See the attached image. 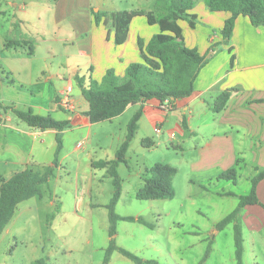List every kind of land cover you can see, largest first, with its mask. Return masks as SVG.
<instances>
[{
	"label": "rangeland",
	"instance_id": "rangeland-1",
	"mask_svg": "<svg viewBox=\"0 0 264 264\" xmlns=\"http://www.w3.org/2000/svg\"><path fill=\"white\" fill-rule=\"evenodd\" d=\"M21 1L26 3L22 34L19 37L8 33L6 38L27 40L31 53L22 51V57L17 59L9 58V53H6V58H0V67L13 74H8V77L0 73L4 83L0 85V113H7L12 124L27 128L8 107L23 111L31 108L35 114L49 115L62 121L66 119L64 111L73 108L72 100L86 104L76 79H72L73 91L67 97L68 103L61 104L62 110L56 109L53 99L59 96L73 68L85 73L83 63L88 57L79 52L86 44L84 32L87 35L91 32L87 31V0ZM154 1L90 0L94 12L105 10L108 15L124 9H151ZM64 14H71L77 21L63 17ZM143 18L140 17L141 20ZM200 22H197L199 29L204 30L207 25ZM5 27L6 23L0 17V35L5 33ZM139 31L141 34L144 32L142 27ZM211 46L209 48H214V53L222 49L221 46ZM84 77V83H87L89 79ZM7 78H11L14 84ZM137 110V106H130L118 117L91 124L89 128L72 125L61 133V148L57 154L53 134H39L32 140L13 134L23 150L31 151L30 168L42 171L55 157L60 166L55 170V177L40 186L41 198L35 196L18 204L0 235V264H36L40 260L39 264H102L110 241L138 257L140 263L114 250L107 264H237L234 256L235 222L223 229L216 226L237 207L238 197L249 193L251 182L248 178L257 173L250 162L252 154L246 148L247 144H239L237 151L238 154L243 153L245 165L244 162L239 165L236 185L217 179L212 170L207 175L210 180L203 182L207 190H203L190 183V180L203 178L192 173L188 163L190 159L196 162L199 157L192 142L194 138L175 132V137L169 139L167 130L177 122L172 115L166 124L157 126L159 132H153L151 127L141 123L126 152L127 163L116 168L121 180V196L114 208L115 214L139 217L146 225L137 221H117L115 234L109 236L110 223L105 206L113 193L111 177L106 168H91L90 162L115 158L127 134V125ZM213 116H217L215 112L206 111L202 119L207 125L197 131V136H208L218 131ZM200 121L195 117L193 125ZM146 138L158 144L142 145ZM8 155L0 152V157ZM156 163L177 169L172 180L174 197L136 199L135 193L143 184L142 173ZM82 189L85 192L81 196ZM222 192L237 196L217 194ZM242 213L238 219L243 239L242 264H264V243L250 240L251 232L245 228ZM262 233L264 238V230Z\"/></svg>",
	"mask_w": 264,
	"mask_h": 264
},
{
	"label": "crops",
	"instance_id": "crops-1",
	"mask_svg": "<svg viewBox=\"0 0 264 264\" xmlns=\"http://www.w3.org/2000/svg\"><path fill=\"white\" fill-rule=\"evenodd\" d=\"M86 2V5H88L87 11L89 10L86 15L87 31L89 30L91 33L87 35L84 32L86 44L79 52L82 56L88 57L83 63L85 73H82L81 69L77 67L73 68L65 86L60 89L59 96H54L53 100L56 109H60L58 105L62 107L61 104L67 99V96L64 95L65 88L69 86L71 88L70 94L72 93V79L75 80L77 76L84 79V76H86L88 79L91 76L99 81L108 68H113L116 74L122 75L130 62L140 61L136 45L137 37L148 41L158 31L157 26H147L144 18V22H142L143 20L140 17H135L130 23L127 41L122 45L115 46L112 31L110 30L107 33V29L102 23L95 24L92 4L90 0ZM154 4L155 1L152 8L147 10L138 8L124 10L151 11L154 8ZM25 7L26 3L21 0H0V17L6 23L5 33L0 35V58L2 59L7 57L6 53H9V58L14 59L22 57L20 53H31L30 49H25L23 48L24 46H6V34L12 32V25L18 22L20 29H22V23L26 22ZM98 10L107 13L105 10L100 9H97L96 12ZM17 12L20 13L19 16ZM191 12L196 14L197 22L201 21L200 23L207 26L206 28L204 27V30H200L199 23H196L195 28L191 29L185 22H179L185 45L189 48H196L201 55L206 54L208 58L194 81L192 94L189 97L175 101L168 110L162 109L161 106L165 103L161 104L156 99H150L130 106H137L138 110L141 109L142 112L137 122L136 131L140 129V125L143 122L144 125L151 127L154 132L157 126L166 124L168 117L171 115L177 119L174 127L167 130L170 134L169 139L175 137V132H179L183 136L191 135L192 139L194 138L192 142L195 144V150L198 151L199 157L196 162L190 159L188 163L192 173H198L203 178L200 181L190 180V183L207 190L203 182L210 180L207 175L212 170H214V175L217 178L222 172L235 169L238 178L240 163L244 162L243 164L245 165L243 153L238 154L237 151L239 144H247L246 148L252 154L250 162L255 172L258 173L259 170L264 168V27L253 26L248 17L238 16L234 21L230 39L227 43H224L220 30L229 16L228 13L209 12L200 0L196 1V5ZM39 14L38 12V16ZM63 17H70L72 21H77L74 16L71 17V14H64ZM140 27L144 31L142 34L139 31ZM185 27H187V30ZM79 32L81 34V31ZM210 45H212L211 47L214 45L216 47L221 46L222 49L214 53L210 50ZM9 71L6 73L0 67L2 76L4 74L8 77V74L11 76L12 73ZM7 80L12 85L14 84L11 78H7ZM75 83L78 86L77 82ZM3 84L2 79H0V85ZM85 84H88V81ZM224 91L229 93V98L224 108L216 113L217 116L212 117L213 123L219 128L218 131L208 136H197V131L199 132L203 126L207 125L202 117L206 115V111H212L211 107L215 99ZM57 100H59V103L56 102ZM72 102H74L73 108H67L64 111L66 113L65 120H70L72 125L77 128H89L91 124L84 115V112L88 109V104L85 100V105L81 100H72ZM6 114L2 115L0 113V152H7L9 155L0 157V177L9 179L32 164L31 151L22 149V146L17 143L18 140L13 137L14 133L30 140L39 134H53L56 140L58 132L52 129L41 131L29 126L25 128L19 124H12V120ZM195 117H198L201 121L194 126L193 119ZM24 142H27V140ZM152 143L153 146L158 144ZM56 146L57 144H55V148ZM92 163L93 161L90 162L91 168H93ZM251 178L248 179L251 180ZM84 192L85 189H82L81 196ZM225 193L229 192L217 194L227 196ZM256 195L260 204L264 205V178L256 186ZM79 200L81 202L82 198ZM241 211H243L242 220L245 228L251 232L250 240L264 243V238L262 237L264 208L260 205H251L245 206ZM253 264L258 263L254 262Z\"/></svg>",
	"mask_w": 264,
	"mask_h": 264
},
{
	"label": "trees",
	"instance_id": "trees-1",
	"mask_svg": "<svg viewBox=\"0 0 264 264\" xmlns=\"http://www.w3.org/2000/svg\"><path fill=\"white\" fill-rule=\"evenodd\" d=\"M197 0H155L151 11L132 10L117 11L110 15L104 12H93L96 25L102 23L113 33L115 46L122 45L127 41L130 23L135 17H144L148 26H157L158 31L148 41L137 37L136 45L140 61L130 62L122 75L116 74L113 68H108L102 78L97 81L91 76L88 84L83 77H76L83 99L88 104L84 115L90 124L111 120L121 115L128 106L143 103L150 99H156L161 104L168 102L173 105L175 101L189 97L194 90V81L202 67L207 62V55H201L196 48L185 45L182 28L179 22H185L193 29L197 23L194 9ZM209 12L228 13L220 34L224 43L230 39L234 21L238 16H246L253 26L264 27V0H202ZM104 18V19H102ZM12 33L22 34L20 24L12 25ZM7 47H29L27 40L6 38ZM30 49V47H29ZM211 50V48H210ZM31 51V49H30ZM214 52V48L211 50ZM231 51V49H229ZM229 93L224 91L214 101L211 107L215 113L220 112L227 100ZM59 103V100L56 101ZM62 110L63 108L58 105ZM12 113L27 126L45 130H56L57 154L61 148V132L69 129L72 125L70 120H56L51 116L35 114L31 108L23 111L14 107H8ZM141 109L137 110L127 125V134L115 158L107 161L93 162V168H106L111 177L113 193L109 203L105 206L110 223L109 236L115 234L117 221H137L146 225L139 217H121L115 214L114 208L121 196V180L116 168L119 164H126V152L137 129V122L141 117ZM142 145L152 146L148 138L142 140ZM150 143V144H148ZM59 163L55 157L52 163L45 166L42 171H36L30 167L16 173L9 179L0 177V235L14 215L18 204L32 197H42L40 186L47 184L55 177V170ZM177 169L168 164L156 163L146 168L142 173V186L136 191L135 198L138 200H163L174 197L172 180ZM264 178V168L251 178V188L247 195L238 197L237 207L221 221L217 223V229H223L226 225L235 222L234 228V256L237 264H242L243 239L239 225V214L245 206L260 205L256 186ZM217 179L237 181L236 170L229 169L218 175ZM227 196H235L225 193ZM114 250H118L123 256L140 263V259L129 251L119 248L110 241L102 264H107L109 256ZM41 261V260H40ZM40 261H36V264Z\"/></svg>",
	"mask_w": 264,
	"mask_h": 264
},
{
	"label": "built area",
	"instance_id": "built-area-1",
	"mask_svg": "<svg viewBox=\"0 0 264 264\" xmlns=\"http://www.w3.org/2000/svg\"><path fill=\"white\" fill-rule=\"evenodd\" d=\"M70 92H71V88H70L69 86L66 87L64 93L66 94L67 97H68V95H69ZM66 102L68 103V99H65V100L63 101V104L65 105ZM170 106H171V105H170L168 102H166L164 105L161 106V108L164 109V110H168V109L170 108ZM155 131H156V132H159L158 129H155Z\"/></svg>",
	"mask_w": 264,
	"mask_h": 264
}]
</instances>
